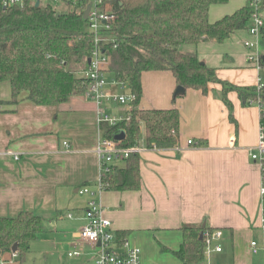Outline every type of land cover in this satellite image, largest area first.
<instances>
[{
	"label": "crops",
	"instance_id": "obj_1",
	"mask_svg": "<svg viewBox=\"0 0 264 264\" xmlns=\"http://www.w3.org/2000/svg\"><path fill=\"white\" fill-rule=\"evenodd\" d=\"M248 2L228 0L212 6L208 19L214 23ZM260 17L264 21V8ZM247 30L234 32L222 43L188 46L185 52H195L222 82L237 88L257 87L264 83V66L247 60L244 41L253 40ZM260 54L264 47L260 46ZM107 77L113 79L109 73ZM7 85L3 86L6 93L0 94L5 103L10 101ZM176 87L168 71L144 72L137 107L177 109V146L160 150L138 145L140 189L102 190L95 192V199L112 232L125 233L141 250V264H179L170 252L160 249L177 251L184 225L222 232V252L211 255L214 264H264L263 171L250 160L260 110L243 102L235 91L229 92L235 127L221 100L220 84H210L206 95L187 89L174 96ZM129 110L115 104L106 107V113L117 117L128 115ZM141 132L144 139L142 127ZM101 135L96 105L84 95L57 106H36L23 94L15 106L0 105V218L29 212L43 220V232L30 244L24 264H94L96 248L79 238L88 197L78 190L88 186L96 191L100 167L94 150ZM123 165L124 161L113 164ZM75 251L80 255L68 256ZM16 259L10 253L2 264H19Z\"/></svg>",
	"mask_w": 264,
	"mask_h": 264
},
{
	"label": "trees",
	"instance_id": "obj_2",
	"mask_svg": "<svg viewBox=\"0 0 264 264\" xmlns=\"http://www.w3.org/2000/svg\"><path fill=\"white\" fill-rule=\"evenodd\" d=\"M227 1L105 0L117 17L104 34L112 40L102 47L109 59L108 73L115 81L128 84L135 101L128 121L101 127L103 137L114 139L123 133L125 138L119 147H136L142 127L146 148L165 150L177 146V109L140 110L137 107L142 96L141 76L149 71H168L177 86L203 95L208 93L210 84H220L221 100L235 127L232 105L227 99L231 91L247 104L257 102L264 116V84L260 89L234 87L220 81L215 70L201 62L195 52L183 51L184 46L195 47L200 42L222 43L234 32L249 28L252 9L248 4L214 23L209 21V9ZM84 9V5L67 4L65 10L57 12L51 5L36 8L27 0L22 7H3L0 2V83L7 82L10 86V101H0V105L15 106L25 94L36 106H57L85 93L87 80L82 74L87 69L93 43L83 19ZM260 45L264 47V29ZM259 65L264 63L260 61ZM104 182V190L138 191V154H132L122 167L113 166ZM205 230L209 228L184 225L180 228L179 249L168 251L161 247L160 251L170 252L179 264H199L204 248L199 236ZM42 232L43 220L32 213L0 218V259L7 261L11 247L17 243V259L19 264H24L30 244ZM115 236L120 241L126 234L118 232Z\"/></svg>",
	"mask_w": 264,
	"mask_h": 264
},
{
	"label": "built area",
	"instance_id": "obj_3",
	"mask_svg": "<svg viewBox=\"0 0 264 264\" xmlns=\"http://www.w3.org/2000/svg\"><path fill=\"white\" fill-rule=\"evenodd\" d=\"M26 0H0L3 7L20 6L25 4ZM32 5L38 2L39 6L51 5L61 11V6L67 4L84 5L85 9L89 6V12L85 19L87 28L92 37L93 49L87 60V69L83 72V77L87 80V88L84 97L92 101L97 108V125L101 131L104 125L115 126L122 121H128L129 116L117 117L106 113L107 104H115L122 107H131L135 101V96L130 92L128 84L117 82L114 79L107 80L109 59L102 51V47L112 40L106 39V34L114 21L116 14L110 4L105 0H27ZM264 4V0H249L248 5L252 9L251 25L247 32L252 41H244V47L247 49V60L254 66L259 67L260 54V38L264 29V21L260 17V11ZM264 83L259 82L257 88L263 87ZM110 88H114L116 92H110ZM260 110L257 102L250 101ZM260 118L264 120V116L260 114ZM260 121V128L257 143L250 151V160L262 168V183L260 188V196L264 203V121ZM119 141L105 138L101 135L98 144L94 150L100 167V178L96 187V191L91 190L88 186H83L78 190V194L87 196L88 199L84 206L85 224L79 231V238L96 248L94 264H141V250L128 241L126 238L117 240L115 234L111 230V222L104 217V211L101 204L95 199V192H101L105 189V178L109 174L114 162L125 161L132 154H138L139 147L120 148ZM192 142H188L191 145ZM67 147L66 143L63 144ZM17 159V157H15ZM203 260L199 264H214L211 261V255L222 252L220 243L222 232L219 230H205L202 232ZM255 247V243L251 244ZM79 252H71L69 257L79 256ZM17 253L11 252V258H16ZM0 259V264L4 263Z\"/></svg>",
	"mask_w": 264,
	"mask_h": 264
},
{
	"label": "water",
	"instance_id": "obj_4",
	"mask_svg": "<svg viewBox=\"0 0 264 264\" xmlns=\"http://www.w3.org/2000/svg\"><path fill=\"white\" fill-rule=\"evenodd\" d=\"M34 7H36V8L39 7L38 2H36L34 4ZM89 8L90 7L88 6L86 8V10L84 11V13H83V19L84 20L87 18V15H88V12H89ZM56 16H58V14H56ZM261 61L264 63V54L261 57ZM184 93H185V89L183 87H181V86H177L176 89H175V91H174V96H182ZM242 101L244 102L245 99H243ZM124 138H125L124 134L123 133H120V134L116 135L113 140L120 142V141H123ZM199 240H202V235L199 236ZM17 247H18V245H17V243H15L11 247V252L12 253H16L17 252Z\"/></svg>",
	"mask_w": 264,
	"mask_h": 264
},
{
	"label": "rangeland",
	"instance_id": "obj_5",
	"mask_svg": "<svg viewBox=\"0 0 264 264\" xmlns=\"http://www.w3.org/2000/svg\"><path fill=\"white\" fill-rule=\"evenodd\" d=\"M62 10H64V9H61V11H62ZM187 47H188V46H187ZM187 47L184 46V47H183V51H187ZM263 72H264V70H262V75H263ZM263 77H264V76H262V79H263ZM3 86H8V85H7V83H4V84H1V85H0V94H1V95H2L3 93H6V91H7V90L4 89ZM108 105H109V104H107L106 107H107ZM111 105H112V104H111ZM119 107H122V106H119ZM129 111H131V107H130V110H129ZM128 113H129V112H128ZM128 116H129V115H128ZM124 117H125V116H124ZM143 145H144V139H143V134H142V132H141V133H140V136H139V146L142 147ZM16 260L19 262L18 259H16Z\"/></svg>",
	"mask_w": 264,
	"mask_h": 264
}]
</instances>
